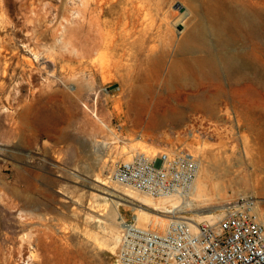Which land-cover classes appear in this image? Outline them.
<instances>
[{"label":"rangeland","instance_id":"rangeland-1","mask_svg":"<svg viewBox=\"0 0 264 264\" xmlns=\"http://www.w3.org/2000/svg\"><path fill=\"white\" fill-rule=\"evenodd\" d=\"M227 1L231 8L239 0ZM187 4L0 0V264H116L119 217L135 222L140 203L108 181L114 161L133 147L190 150L211 172L208 187H226L228 201L246 194L264 205V90L222 72L179 88L188 107L181 126L146 135L128 117L136 79L155 73V58L172 59L169 29H183ZM126 23L135 26L130 35ZM232 30L211 34L216 55L251 47L252 37ZM118 200L119 233H112L108 213ZM209 210L222 216L219 207ZM199 211L177 212L196 218Z\"/></svg>","mask_w":264,"mask_h":264},{"label":"bare ground","instance_id":"bare-ground-1","mask_svg":"<svg viewBox=\"0 0 264 264\" xmlns=\"http://www.w3.org/2000/svg\"><path fill=\"white\" fill-rule=\"evenodd\" d=\"M235 2L237 3L230 8V2L227 0H188L187 6L184 7L187 10L185 12L186 14L184 13V17H182L180 21L183 29L179 31V34L169 29L170 43L174 47V51L171 53L172 59L158 62L159 60L155 58L156 61L153 62L156 64V66L153 67L155 68V73L150 76L138 77L135 81L137 84L132 88L133 96L128 106V117L136 129L139 128L144 131V134L151 135L159 132L161 128L167 125L181 126L185 124L188 107L182 106L179 103L177 91L179 88L188 84L190 79H195L200 83L203 78L216 79V76L225 72L233 79L236 85H250L251 83L264 90V12L257 11V8L264 6V0H239ZM200 9H203L204 15L198 16ZM148 12L149 11H147V13ZM191 14L192 18L189 17ZM214 14H216V29L213 25V19L210 18V16ZM225 18L228 22L222 24L226 21ZM211 19L213 24L210 23ZM217 24L222 25L217 26ZM126 25L127 28L130 29L129 35L132 34V29L135 27L134 24L132 27L129 26L128 23H126ZM175 25H178V23H174V26ZM230 29L236 31L242 30L246 35L252 37V45L248 50L238 53L224 52L223 50L224 54L218 56L216 55V40L212 39L211 42V34L215 36L225 35L226 30L228 31ZM107 36H109V34ZM98 43L99 42L96 44ZM155 53H157V51ZM199 53H204L205 56L200 55L202 56L200 57L198 56ZM260 55H262V57ZM95 116L103 123L97 114H95ZM46 134H53V131L48 127ZM64 136V134L61 135L62 138ZM261 149L264 153V143H262ZM250 151V148H247V154ZM132 152L146 154L151 157L156 154L157 151H138L133 147L129 151H122L120 153L121 158L125 157V161H131L133 156L130 154ZM114 163H118V157ZM200 164L201 166L196 180L192 187H189L188 193L163 200H156L147 195L139 194L112 182L111 179L108 182L120 188H124V196L140 203L139 206H136L138 208H135L134 214L135 222L140 227L163 231L173 220V218L168 215L152 212V210L150 211V207L153 208V211H158V209L163 207L164 213L168 214L183 209L186 211L206 209L202 212H197L195 215L196 218L192 217L190 219L194 223H214L222 216L216 218L209 209L211 207L223 209L225 207V202L227 203L230 200L228 201L227 199L229 198L225 195L226 187H208V183L212 180L211 172L205 168L201 161ZM239 196L255 197L246 194ZM222 202H224L223 205ZM122 204V201L118 200L113 212L108 213L112 214L111 217L115 218L110 225L112 233H119L116 219L120 215L118 209H120V205ZM252 209L261 218H264V210L262 208L254 205ZM219 212L221 215L222 210ZM119 219L121 225L124 226L125 220L123 217L120 216Z\"/></svg>","mask_w":264,"mask_h":264},{"label":"built area","instance_id":"built-area-1","mask_svg":"<svg viewBox=\"0 0 264 264\" xmlns=\"http://www.w3.org/2000/svg\"><path fill=\"white\" fill-rule=\"evenodd\" d=\"M199 159L186 149L151 157L135 153L131 161L113 166L110 179L153 199H168L188 193ZM254 205L264 210L255 197H235L214 223H194L176 211L169 213L173 220L163 231L125 221L116 264H264V218Z\"/></svg>","mask_w":264,"mask_h":264}]
</instances>
